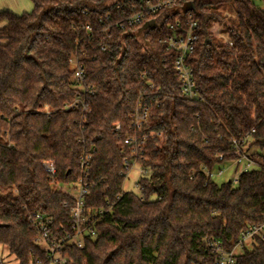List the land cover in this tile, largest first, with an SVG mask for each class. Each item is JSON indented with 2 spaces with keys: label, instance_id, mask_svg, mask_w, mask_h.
<instances>
[{
  "label": "trees",
  "instance_id": "obj_1",
  "mask_svg": "<svg viewBox=\"0 0 264 264\" xmlns=\"http://www.w3.org/2000/svg\"><path fill=\"white\" fill-rule=\"evenodd\" d=\"M31 1V12L0 11L4 263L9 256L15 264H47L31 217L40 213L54 219L53 229H70L75 203L61 187L78 182L81 157L90 153L87 205L102 214L97 236L83 249L68 248L67 264H217L218 250L231 252L249 226L264 221V161L241 172L236 186L207 174L237 160L234 142L264 160V11L254 0H230L228 16L220 3L194 0L146 29L121 30L139 0ZM189 15L199 24L189 59L195 100L183 97L176 53L160 43L168 24ZM73 59L86 67L82 85ZM77 99L79 107L70 108ZM152 99L158 103L144 132L162 138L146 142L149 175L137 182L139 194L126 192L125 139L136 109ZM49 160L53 179L43 168ZM252 246L236 264H264V241Z\"/></svg>",
  "mask_w": 264,
  "mask_h": 264
},
{
  "label": "built area",
  "instance_id": "obj_2",
  "mask_svg": "<svg viewBox=\"0 0 264 264\" xmlns=\"http://www.w3.org/2000/svg\"><path fill=\"white\" fill-rule=\"evenodd\" d=\"M194 0H139L140 6L137 10H134L130 15L124 18V20L118 24L121 30L127 28L144 27L155 24V18L161 15L163 12L168 11L169 15H173L171 10L174 7H181L185 4H189ZM118 10L120 5L117 7ZM135 9V7H134ZM181 13V12H180ZM111 14L106 15V19L111 21ZM170 33L166 38L160 40L162 45H165L166 49L176 53L174 62V70L178 81L181 84L182 95L187 100H195L198 98V91L194 81L193 69L189 65V59L195 52L196 43L198 41L197 30L199 29L198 21L192 19V15L188 16L186 21L181 18H176L170 24H168ZM88 31H91L90 27H87ZM105 50V49H103ZM74 66V80L82 85L86 78V67L78 59L72 60ZM89 92H93L94 87L88 88ZM82 102L77 99L70 108L76 109ZM158 103V99H152L149 105L139 106L134 113V131L125 139V146L131 151V159L124 161L125 172L128 176L133 165L140 164L142 167L143 151L146 146V142L149 137L162 138V135L151 133H145L144 127L151 120V112L153 106ZM234 150L237 155V163L246 161L248 165L255 164L249 155L241 149L240 146L234 142ZM91 154L84 153L81 157V172L82 177L78 182L68 187H61V190L67 193L74 200V205L70 210V229L68 231H62V228H54L55 224L53 218H49L43 214L35 213L31 217L32 227L38 233V245L44 243L46 249H42L47 254V264H67L70 260L67 253L68 248L75 247L77 249H83L85 246V240L90 238L94 239L97 234L94 228L95 222L99 219L102 212H97L87 205V199L89 197L90 185L84 181L88 176L91 163ZM43 168L50 178H54L57 174V168L53 161H44ZM142 174L148 176L149 172L142 167ZM212 178V173L207 172ZM66 188V189H64ZM264 241V221L262 223L249 226L241 235L239 242L231 252H224L218 250L217 264H236V251L238 249H244L248 243L251 245L257 240ZM0 264H5L2 256L0 255ZM41 264V263H37Z\"/></svg>",
  "mask_w": 264,
  "mask_h": 264
},
{
  "label": "rangeland",
  "instance_id": "obj_3",
  "mask_svg": "<svg viewBox=\"0 0 264 264\" xmlns=\"http://www.w3.org/2000/svg\"><path fill=\"white\" fill-rule=\"evenodd\" d=\"M214 4L216 3H220V12L223 15H230V6H231V1L230 0H213ZM15 0H0V8H2V6L4 4H14ZM256 6L258 8H260L261 10L264 11V3L261 2L260 0H254ZM28 5V9H30V11H32L33 9V3L31 0H22L21 3L18 2V4L14 7L17 10V13H23L26 12L28 9H26L25 5ZM187 4H185L184 6L181 7H174L172 8V12H181L183 13L184 10L186 9ZM248 146L244 147V151H246V153L250 156V158L254 161L255 164H251L248 165L246 163V161H242L240 164L237 163V161L235 162H229V163H223V164H218L216 165L213 170H212V180L214 182H216L217 184H223V183H233L234 186L237 185L236 179L238 177V175L246 170H255L259 168V163H263V159L259 156H257L258 150L256 148H251L249 149ZM258 163V164H257ZM143 176L142 174V167L141 165L135 164L133 165L131 171L129 172L127 179L125 181L124 184V191L126 192H132L135 194H139V189L137 186V182L139 181V179ZM66 189V188H64ZM153 199H156V197H153ZM39 246L41 247V249H46V246L44 243H39ZM252 245L251 243H248L246 245L247 249H252ZM243 250L238 249L236 251L237 255H239L240 253H242ZM2 256H6V253L1 254ZM5 261L7 262V264H15L13 258L7 256V258L5 259Z\"/></svg>",
  "mask_w": 264,
  "mask_h": 264
},
{
  "label": "crops",
  "instance_id": "obj_4",
  "mask_svg": "<svg viewBox=\"0 0 264 264\" xmlns=\"http://www.w3.org/2000/svg\"><path fill=\"white\" fill-rule=\"evenodd\" d=\"M14 1V0H13ZM21 1L22 0H15V2H14V4H4L3 6H2V8H0V11H3V10H7V11H10V12H12V13H14V14H17V15H21V14H23V13H25V12H23V13H17V10H16V8H14L17 4H18V2L19 3H21ZM24 1V0H23ZM25 5V4H24ZM25 7H26V9H28V5H25ZM26 12H31L30 11V9H28Z\"/></svg>",
  "mask_w": 264,
  "mask_h": 264
}]
</instances>
